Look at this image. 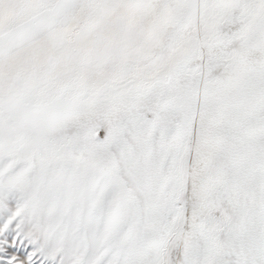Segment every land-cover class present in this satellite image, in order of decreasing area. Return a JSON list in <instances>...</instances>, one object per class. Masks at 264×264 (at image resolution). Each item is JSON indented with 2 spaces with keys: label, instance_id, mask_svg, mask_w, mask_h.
I'll list each match as a JSON object with an SVG mask.
<instances>
[{
  "label": "snow or ice",
  "instance_id": "obj_1",
  "mask_svg": "<svg viewBox=\"0 0 264 264\" xmlns=\"http://www.w3.org/2000/svg\"><path fill=\"white\" fill-rule=\"evenodd\" d=\"M0 264H264V0H0Z\"/></svg>",
  "mask_w": 264,
  "mask_h": 264
}]
</instances>
